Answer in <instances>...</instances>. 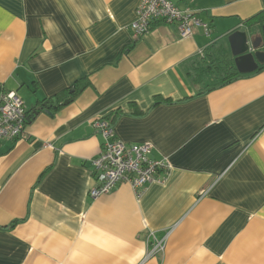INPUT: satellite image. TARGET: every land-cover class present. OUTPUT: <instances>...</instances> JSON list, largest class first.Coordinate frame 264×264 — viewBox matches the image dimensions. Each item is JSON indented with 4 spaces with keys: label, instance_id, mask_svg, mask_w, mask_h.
<instances>
[{
    "label": "crops",
    "instance_id": "1",
    "mask_svg": "<svg viewBox=\"0 0 264 264\" xmlns=\"http://www.w3.org/2000/svg\"><path fill=\"white\" fill-rule=\"evenodd\" d=\"M172 2L211 36L156 24L135 40L140 0H0V93L28 117L52 104L0 143V264H264V70L222 84L227 37H258L264 23L248 21L264 0ZM57 97L69 105L55 111ZM96 119L127 146L150 143L166 180L90 200ZM151 234L165 250L144 262Z\"/></svg>",
    "mask_w": 264,
    "mask_h": 264
},
{
    "label": "built area",
    "instance_id": "2",
    "mask_svg": "<svg viewBox=\"0 0 264 264\" xmlns=\"http://www.w3.org/2000/svg\"><path fill=\"white\" fill-rule=\"evenodd\" d=\"M175 25L180 39H191L195 35L209 38L210 25L200 21L195 14L181 11L172 0H140L135 11V19L129 29L135 40L149 35L153 26ZM27 112L23 100L15 92L0 93V143L15 142L25 137ZM92 128L98 132L103 145L99 155L92 161L95 186L88 192L92 201L109 194L117 186L127 184L137 199L146 188L162 183L172 170L167 159H153L150 143L127 146L115 139L113 124L106 119H96ZM146 253L144 262L161 255L165 250V240H156Z\"/></svg>",
    "mask_w": 264,
    "mask_h": 264
},
{
    "label": "water",
    "instance_id": "3",
    "mask_svg": "<svg viewBox=\"0 0 264 264\" xmlns=\"http://www.w3.org/2000/svg\"><path fill=\"white\" fill-rule=\"evenodd\" d=\"M261 34L258 37L252 35L251 28L244 31H236L227 37L231 55L234 58L235 69L240 75H250L255 73L260 66L264 65V24L260 28ZM70 101L65 100L62 105H69ZM52 104L46 102L41 108L32 110L27 119V123L32 120L39 111L44 109L46 115L52 116L50 109Z\"/></svg>",
    "mask_w": 264,
    "mask_h": 264
},
{
    "label": "trees",
    "instance_id": "4",
    "mask_svg": "<svg viewBox=\"0 0 264 264\" xmlns=\"http://www.w3.org/2000/svg\"><path fill=\"white\" fill-rule=\"evenodd\" d=\"M253 22H261V23H264V12L260 13L259 15H257L256 17L252 18L250 21H248V23H253ZM264 70V65L263 66H260L259 69L256 71H262ZM231 73V74H230ZM242 76H245V75H240L238 74L235 69H234V65H231V67L229 68V75L227 77H225L222 81V84H227V83H230L232 80L238 78V77H242ZM85 80H81L79 82H77L72 88L74 89L75 92H73L72 94H66L65 95V98H74L76 97L80 91L83 89L84 86L82 85L83 82ZM220 87V86H219ZM65 99H63L61 101V98L57 97L55 99V101L52 100V103H56L57 106L54 108L55 111L61 109L63 107L62 104H60V101L63 103ZM159 104H171V101L169 100H161V99H156V104L155 105H159Z\"/></svg>",
    "mask_w": 264,
    "mask_h": 264
},
{
    "label": "flooded vegetation",
    "instance_id": "5",
    "mask_svg": "<svg viewBox=\"0 0 264 264\" xmlns=\"http://www.w3.org/2000/svg\"><path fill=\"white\" fill-rule=\"evenodd\" d=\"M262 51H264V45H263V47H262Z\"/></svg>",
    "mask_w": 264,
    "mask_h": 264
}]
</instances>
